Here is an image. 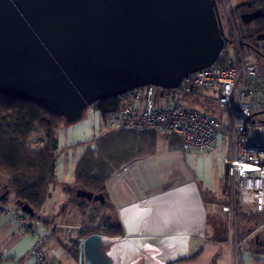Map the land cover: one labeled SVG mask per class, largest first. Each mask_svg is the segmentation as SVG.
<instances>
[{"label":"water","instance_id":"1","mask_svg":"<svg viewBox=\"0 0 264 264\" xmlns=\"http://www.w3.org/2000/svg\"><path fill=\"white\" fill-rule=\"evenodd\" d=\"M226 44L216 0H0V95L72 125L93 105L130 90L175 89L214 64ZM242 46L264 61L253 45ZM75 198L103 202L102 194L79 189ZM15 206L38 219L27 205ZM157 230L165 240L183 233L171 213ZM115 240L83 238L78 264H147L141 248L123 251Z\"/></svg>","mask_w":264,"mask_h":264},{"label":"built area","instance_id":"2","mask_svg":"<svg viewBox=\"0 0 264 264\" xmlns=\"http://www.w3.org/2000/svg\"><path fill=\"white\" fill-rule=\"evenodd\" d=\"M222 17L227 29L224 35L233 47L232 56L226 44L214 64L186 76L175 89L145 86L119 95L112 99L115 108L106 112L102 121L108 132L177 137L186 154L203 155L220 146L222 192L232 196L233 212L249 207L264 216V121L256 118L264 113V72L244 58L230 9L225 7ZM205 92H212L217 103L219 113L215 118L189 109L186 99ZM93 108L94 105L89 109ZM133 164L129 162L114 174L126 186ZM222 212H229V208ZM0 213L33 238V264L54 263V250L48 248L49 237L42 231L41 221L18 208L5 210L1 204ZM259 236H264V218L248 236L235 240L236 253L244 250L249 239Z\"/></svg>","mask_w":264,"mask_h":264},{"label":"crops","instance_id":"3","mask_svg":"<svg viewBox=\"0 0 264 264\" xmlns=\"http://www.w3.org/2000/svg\"><path fill=\"white\" fill-rule=\"evenodd\" d=\"M240 6L242 5L235 8ZM247 61L250 62L249 59ZM263 67H258L262 70H259L260 72H264ZM205 112L210 117L218 116L211 109ZM100 124L103 127V135L106 130L102 118L93 108L88 109L85 116L77 123L62 125L56 131L55 181L49 187L48 195L37 212L38 220L42 223V231L49 237L48 248L54 250L53 264H76L77 258L72 257L70 249L76 245L79 248L80 242L85 238L82 235L85 229H95L92 226H84V218L92 215L96 218L113 220L115 228L121 229V233L119 236H106L120 239L127 231L119 215L122 210L137 204L136 202L143 203L171 189L186 185L190 181H193L197 193L199 188H203L211 192L215 190L222 197V200L218 202L221 208L220 214L229 222V225L232 222V228L236 231L237 214L233 212V198L224 196L222 192L221 147H216L203 155L186 154L182 152L181 143L177 137L165 138L155 134L156 140L151 146V151L131 160L134 163L130 176L131 185H124L112 174L104 183L102 203L90 202L83 209L80 205L72 204L71 194L66 189L72 188L74 168L84 148L94 144L102 136ZM175 172H179L178 178L172 181L166 179V174ZM7 183V178L0 175V187L4 188ZM1 206L5 210L15 208L12 203ZM225 207L229 208V212H222ZM245 209L247 207L239 210L246 213ZM84 211L86 214L83 215ZM242 224L245 229L243 235H247L251 227L246 226L244 222ZM255 224L252 217V229ZM150 228L142 221L135 225L132 231L135 232L134 230L138 229L139 235H156L159 232L158 227L155 229L152 227V230ZM235 234L234 232V237ZM263 237L259 236L258 240L249 239V245L244 247L240 254L236 253L230 240L213 239L201 245L197 258L178 259L167 264H264V246L260 244L264 241ZM156 238L154 237L153 240ZM33 241L28 233L10 221L5 214L0 213V264H33L30 258Z\"/></svg>","mask_w":264,"mask_h":264},{"label":"trees","instance_id":"4","mask_svg":"<svg viewBox=\"0 0 264 264\" xmlns=\"http://www.w3.org/2000/svg\"><path fill=\"white\" fill-rule=\"evenodd\" d=\"M251 2L264 13V0ZM236 29L241 37V44L251 45L255 37L264 35V14L252 24L239 22ZM243 48L242 46V50ZM94 106L102 118L106 112L115 108V102L106 100ZM64 124L61 117L43 110L33 102L0 95V175L8 180L4 188L0 187V195L8 191L7 196L0 202L1 205L6 204L8 196L11 195L15 208L16 203L27 205L37 215L48 195L49 187L55 181L56 131ZM155 140L153 133L106 131L93 146L84 148L75 165L72 188L66 189L71 194V203L80 205L82 209L86 208L89 202L75 199V190L103 195L104 183L114 170L120 169L140 155L147 154ZM82 213L86 214L85 211ZM91 217L92 215L88 216L86 221L92 223L94 220ZM252 217L256 223L254 227L264 218L263 214L255 212L245 213L239 210L237 213V218L248 227H252ZM101 224L106 227L104 231L97 228L85 229L82 235H120L121 229L112 227L110 219L102 218ZM78 253L77 245L70 249L73 258L78 259ZM199 254L200 252L188 259H195Z\"/></svg>","mask_w":264,"mask_h":264},{"label":"bare ground","instance_id":"5","mask_svg":"<svg viewBox=\"0 0 264 264\" xmlns=\"http://www.w3.org/2000/svg\"><path fill=\"white\" fill-rule=\"evenodd\" d=\"M136 203L119 214L127 231L131 232L134 226L142 221L154 229L165 225L171 213L183 230L182 236H170L166 240L161 237L153 240L155 235L143 234L135 235L133 238L121 237L115 240L120 250L141 248L146 259L154 257L160 264H167L186 257L188 240L192 236L202 237L204 208L193 183L171 189L143 203ZM134 231L139 232L138 229Z\"/></svg>","mask_w":264,"mask_h":264},{"label":"rangeland","instance_id":"6","mask_svg":"<svg viewBox=\"0 0 264 264\" xmlns=\"http://www.w3.org/2000/svg\"><path fill=\"white\" fill-rule=\"evenodd\" d=\"M249 2H251V0H225V1L224 0H216L218 14L220 16V20L222 21V28L224 30L225 35H227V29H226V25H225V22H224L223 17H222L224 8L227 7L228 9H230L231 17H232L233 22H234L235 27H236V25L239 24V15L235 13L234 8L238 5H242L241 7H244ZM260 49L261 48L258 47V50H260ZM226 50L228 51V54L230 56L233 55L232 45L228 44ZM242 53H243V56L246 60L249 59V61L254 63L256 66H258V67L264 66V61L262 59H260V57H258L255 52H252L248 49L243 48ZM259 70L262 71L261 69H259ZM186 101L188 102L189 109H191V110H196L200 113H205V110L211 109L215 113H219V109H218L217 103L213 97L212 92L202 93L201 95L195 97L194 99L187 98ZM84 116H85V112L83 114V117ZM256 118L259 121H264V113L258 115ZM64 125H68V124H64ZM99 128H100V132H101L100 135H102L103 127L101 126V124H100ZM93 145L94 144H92L91 146H93ZM116 171L117 170H114V172L112 173L113 176H114ZM165 177H166V179H170V181H172L173 179H176L179 177V172L166 174ZM130 179L127 180L128 185H131L132 181ZM189 183H193V181H190ZM189 183H187V184H189ZM195 189H196V187H195ZM198 191H199L198 196H200V203L204 208V226H203L204 229L202 228V237L201 238L192 236L188 240V253H187L185 258H191L196 253L200 252L199 249H200L201 245L203 243L210 241V240H213V239H220V240L222 239L224 241L230 240V242L232 243V246L234 247L235 246V240L240 241L250 234V232H249L247 235H243L245 229L243 228L242 222L239 221L238 218L236 220V227H235L236 231H234V228H232V222H230V225H229V222L225 218L223 219L222 215L220 214V212H221L220 204L218 203L219 200H222V197L218 193H216L215 190L213 192H211V191H207L203 188H199ZM12 201H13V198L11 195H9L8 200L6 201V204L11 205ZM245 210H246V213L252 212V209H250L249 207H247V209H245ZM95 218H96L95 216L91 217V219L94 220L92 223L87 222L86 221L87 219L84 218V220H83L84 224L83 225L84 226L87 225V227L92 226V227H95L97 229H101L102 231H104L106 229V227L103 224H101V218L100 217H97L96 219ZM259 224H257L256 226H258ZM110 225L112 227H115V222L113 220L112 221L110 220ZM255 227H253V228H255ZM251 230H252V227H251ZM224 231H225V233H224ZM234 232L236 233L235 237L233 236ZM247 245H249V241L246 242L245 247H247ZM179 259H184V258H179ZM146 260H147V264H160L159 260L154 258V257L148 258ZM176 260H178V259H176ZM170 262H172V261H170ZM76 264H78V259H77Z\"/></svg>","mask_w":264,"mask_h":264},{"label":"flooded vegetation","instance_id":"7","mask_svg":"<svg viewBox=\"0 0 264 264\" xmlns=\"http://www.w3.org/2000/svg\"><path fill=\"white\" fill-rule=\"evenodd\" d=\"M235 13L239 15V22L244 24H252L257 19L263 16V12L259 9H256L252 2H249L244 7H237L235 8ZM257 50L258 47L261 49L258 50L264 54V35L258 36L254 41H252V44Z\"/></svg>","mask_w":264,"mask_h":264}]
</instances>
